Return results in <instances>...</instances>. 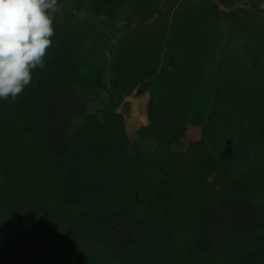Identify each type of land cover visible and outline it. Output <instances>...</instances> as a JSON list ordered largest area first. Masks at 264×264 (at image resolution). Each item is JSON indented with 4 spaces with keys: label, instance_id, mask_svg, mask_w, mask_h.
<instances>
[{
    "label": "trees",
    "instance_id": "16d2710c",
    "mask_svg": "<svg viewBox=\"0 0 264 264\" xmlns=\"http://www.w3.org/2000/svg\"><path fill=\"white\" fill-rule=\"evenodd\" d=\"M251 1L261 15L254 30L264 40V11L258 7L259 0ZM208 3L97 0L92 12L109 22L149 18L165 8L155 31L136 33L118 42L111 61L113 88L108 94L118 103L133 90L137 95L150 91L151 124L174 129L191 121L201 130L205 143L213 146L219 174L235 177L244 183V189L255 190L264 187V173L249 162L264 165V60L250 56L249 38L241 32L233 33L241 35L242 59L230 46L217 48L219 33ZM51 65L55 77L63 78L56 81L61 87L79 84L85 69L76 57H64ZM99 85L102 87L101 82ZM20 97L25 99L19 94L15 100L0 101V229L12 239V245L20 246L19 252L27 258L25 264H133L136 258L147 264H241L244 259L247 264H264L252 260L249 246H240L236 257L222 249L194 245L202 215L194 202L206 203V198L200 192L201 178L194 173L196 164L180 159L168 160V167L174 171L166 198L172 205L169 239L146 240L141 250L132 244L120 246L112 256L99 258L87 247L82 250L83 242L75 241L78 258L74 260L72 238L68 236L72 235V224L86 210L47 198L71 174L67 160L55 155L44 157L38 141L30 138L24 128L27 111L25 104L19 103ZM41 97L35 94L32 104L40 107ZM100 150L105 157L93 162L97 174L113 165L109 148L102 146ZM150 187L161 195L166 193L155 180ZM110 192L118 196L116 190ZM122 197L137 214L143 211L137 200H130L127 194ZM107 202L106 208H119L116 200ZM205 207L203 204L201 209Z\"/></svg>",
    "mask_w": 264,
    "mask_h": 264
},
{
    "label": "rangeland",
    "instance_id": "374dc122",
    "mask_svg": "<svg viewBox=\"0 0 264 264\" xmlns=\"http://www.w3.org/2000/svg\"><path fill=\"white\" fill-rule=\"evenodd\" d=\"M204 1L209 2L208 8H213L211 14L217 24L219 50L230 46L242 59L241 35L233 33L241 32L249 38L250 56L264 60V40L254 30L261 15L251 0ZM96 2L60 0L52 44L46 49L45 67L34 70L31 84L21 93L25 99H19L27 111L24 128L30 138L38 141L44 157L55 155L67 160L71 174L64 183H58L47 198L53 203L78 205L86 210L85 215L77 217L72 224V235L68 236L72 238V258H78L75 241L83 242L81 249L87 247L99 258L106 254L112 256L120 246L132 244L141 250L146 240L154 243L169 239L172 205L166 198L174 171L168 167V160L180 159L196 164L194 173L201 178L200 192L206 198V203L194 202L202 213L194 245L206 250L222 249L236 257L240 246H249L252 260L263 262L264 187L244 189V183H239L235 177H222L213 146L205 143L201 130L191 121L174 129L151 124L148 117L150 91L137 95L133 90L118 103H113L108 94L113 88L111 61L118 42L136 33L155 31L164 6L149 18L109 22L92 12L91 6ZM64 57L82 60L85 69L79 84L63 87L56 84L63 78L55 77L51 64ZM35 94L42 95L40 107L32 104ZM128 99L134 103L130 124H126L120 111ZM102 146L109 148L113 165L97 174L92 169L93 162L105 155L101 153ZM249 162L253 169L264 173V165L255 160ZM153 180L165 194L150 187ZM110 189L116 190L118 196L113 197ZM125 193L143 206L140 214L124 201ZM108 200H116L119 208L113 205L106 208ZM203 204H206L204 210L201 209ZM19 250L20 246L15 242L12 245V239L0 229V264H25L27 258ZM29 264L39 263L29 261ZM133 264L147 263L136 258ZM241 264H247L246 259Z\"/></svg>",
    "mask_w": 264,
    "mask_h": 264
},
{
    "label": "clouds",
    "instance_id": "9594fccd",
    "mask_svg": "<svg viewBox=\"0 0 264 264\" xmlns=\"http://www.w3.org/2000/svg\"><path fill=\"white\" fill-rule=\"evenodd\" d=\"M60 0H0V101L15 100L45 67ZM258 7L264 11V0Z\"/></svg>",
    "mask_w": 264,
    "mask_h": 264
},
{
    "label": "water",
    "instance_id": "95a60500",
    "mask_svg": "<svg viewBox=\"0 0 264 264\" xmlns=\"http://www.w3.org/2000/svg\"><path fill=\"white\" fill-rule=\"evenodd\" d=\"M120 111L122 112V115L125 117L126 124H130L132 120V114L134 113V103L132 100L128 99L126 100L121 108Z\"/></svg>",
    "mask_w": 264,
    "mask_h": 264
}]
</instances>
